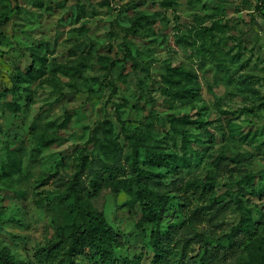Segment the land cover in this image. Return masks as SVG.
Listing matches in <instances>:
<instances>
[{
  "label": "rangeland",
  "instance_id": "rangeland-1",
  "mask_svg": "<svg viewBox=\"0 0 264 264\" xmlns=\"http://www.w3.org/2000/svg\"><path fill=\"white\" fill-rule=\"evenodd\" d=\"M262 2L0 0V20L16 7L0 26V251L39 264L37 250L68 235L79 218L70 182L87 156L115 158L123 176L150 172L169 197L161 230L189 239L186 264H200V233L226 253L214 264L264 259ZM158 154L193 159L176 169ZM79 177L118 236L117 264H152L157 225L141 223L133 193L105 184L90 197L92 175ZM193 180L226 204L199 223L183 204ZM245 220L260 225H241L237 247Z\"/></svg>",
  "mask_w": 264,
  "mask_h": 264
},
{
  "label": "trees",
  "instance_id": "trees-1",
  "mask_svg": "<svg viewBox=\"0 0 264 264\" xmlns=\"http://www.w3.org/2000/svg\"><path fill=\"white\" fill-rule=\"evenodd\" d=\"M262 6L264 7V2L258 5V9L260 10ZM15 9L14 4L13 8L0 20V26L9 21ZM216 26L220 25L217 24ZM14 109H18V107L14 106ZM137 159L138 157L136 156L133 162L136 163ZM149 159L159 165L172 166L177 169L182 165L191 164L193 158L191 155L187 156L186 154L181 157L177 154H169V156L158 154L156 156L150 155ZM117 161L115 158H112L111 161H95L94 159L90 161L87 156H82L81 167L76 173V178L70 182L71 194L73 195L72 205H76L79 208V218L70 223L69 226L71 228L68 235L62 229L58 233L56 240L51 241L45 248L37 250L35 257L39 264H117L118 256L115 247L119 245L118 236L113 231L104 213L93 208L83 198L79 174L85 171V169H88L92 175L90 179V197L99 195L105 184H109L115 192L124 189L128 193H133L132 203L140 205L142 213L141 223L157 225V228L152 230L149 239L153 252L152 264L187 263L186 257L189 252V239L177 236L171 229L162 231L160 228L169 201L167 194L165 192H156L151 186V181L149 180L151 177L150 175L148 176L150 173L148 170L138 167L134 171L133 176H123L125 168L119 166ZM183 192L185 195L183 204L186 210H188L191 219L197 223L207 219V213L210 209L212 210L216 207V210H212V215H216L218 210H222L226 206V204L217 206L220 201L212 198L213 185L209 182L199 184L198 181L193 180L184 187ZM189 194L197 197L203 203H208L206 210H204L203 206L194 205L193 200L188 196ZM238 202H243V199L239 198ZM244 222L239 227L232 229L234 234L231 233V236L236 238L237 247L242 243L241 237L238 235L242 231L241 225L246 231L252 224H256L258 227L260 225L255 220L254 222H251V220H245ZM199 236L205 241V251L200 264H204L205 260L209 261L210 264H214L223 257V254H226L222 250L223 248L216 249L217 246L210 247L209 242H206L209 236L206 237L203 233H200ZM225 237L227 236H223L222 240ZM126 261L132 262L129 258H126ZM0 264L25 263L23 260L15 262L10 258L7 251L1 250ZM189 264H195V260L189 259ZM244 264H264V259H250Z\"/></svg>",
  "mask_w": 264,
  "mask_h": 264
}]
</instances>
